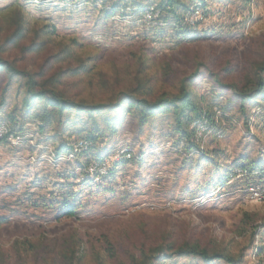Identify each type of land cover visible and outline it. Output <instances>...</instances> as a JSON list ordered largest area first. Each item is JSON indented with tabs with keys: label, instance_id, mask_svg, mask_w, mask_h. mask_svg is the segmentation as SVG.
<instances>
[{
	"label": "rangeland",
	"instance_id": "obj_1",
	"mask_svg": "<svg viewBox=\"0 0 264 264\" xmlns=\"http://www.w3.org/2000/svg\"><path fill=\"white\" fill-rule=\"evenodd\" d=\"M164 1L0 0L43 42L13 50L16 65L52 56L58 90L103 106L26 105L25 79L0 70V264H264V92L237 94L264 63V0H176L178 21ZM183 86L212 118L189 138L171 112L128 111L129 93L153 101ZM98 158L106 169L87 171ZM184 244L234 262L175 254Z\"/></svg>",
	"mask_w": 264,
	"mask_h": 264
},
{
	"label": "trees",
	"instance_id": "obj_2",
	"mask_svg": "<svg viewBox=\"0 0 264 264\" xmlns=\"http://www.w3.org/2000/svg\"><path fill=\"white\" fill-rule=\"evenodd\" d=\"M175 4L176 0H165L164 3H160L159 9L171 12L174 20L178 21L180 16L175 12ZM183 7H185V11L186 6L183 5ZM0 15V70L6 71L10 77L22 76L25 79L24 102L26 105L35 99L43 100L46 107H50L57 114H61L69 109L94 112L99 111L103 107L102 105L87 104L82 100L75 101L58 90L56 86L59 82L60 72L48 76L44 71L43 64L52 56H47L46 61L35 71H31L25 67H18L15 61L16 57L11 58V52L13 50L19 51L21 55L36 53L41 51L43 42L38 40L39 33L37 29H33L32 32L28 30L25 14L19 5L12 4L0 10ZM263 92L264 63L255 69L253 77L246 79L237 94L240 96L241 102H243L245 99L251 98L253 94ZM125 100L128 111L136 112L140 121H144L147 117L155 113L171 112L176 131L186 138L194 135L192 129L190 131L187 129L193 121L205 120L208 124L212 122L210 112L201 110L184 86L177 95L170 97L161 96L150 101L144 97L137 98L129 93L126 95ZM262 100H264V97ZM111 128L114 131V126H111ZM7 132L9 133V130ZM10 132L14 133L13 130H10ZM96 137L97 133L93 131L86 135L84 139L89 142V147ZM96 160L101 161L103 159L98 158ZM237 168H240L242 172L249 173L247 166L240 165ZM252 169L254 167L250 168V170ZM72 213V210L65 212L68 216ZM152 252H154L153 257L157 258L156 255L164 251H162V248L157 247ZM174 253L178 255L198 256L205 261L221 258L227 262H234L231 257L221 252L207 250L197 244L181 245L175 248ZM150 259L147 255H144L140 264H147Z\"/></svg>",
	"mask_w": 264,
	"mask_h": 264
},
{
	"label": "built area",
	"instance_id": "obj_3",
	"mask_svg": "<svg viewBox=\"0 0 264 264\" xmlns=\"http://www.w3.org/2000/svg\"><path fill=\"white\" fill-rule=\"evenodd\" d=\"M200 123L205 124V120L199 121V120H195L192 122L194 127H198V125ZM200 127V125H199ZM14 135V134H12ZM17 137V136H15ZM89 147V142L85 139H80L77 142H75L74 145H72L68 151L66 156L68 157H74L76 156V154L80 151H84L87 150ZM128 157H130V154H127ZM106 169V163L101 160V161H92L90 164H88L87 166V171L89 172H94V173H98L99 171L101 172L102 170ZM257 193H255L259 198L264 199V186L261 187V189H259V191H256Z\"/></svg>",
	"mask_w": 264,
	"mask_h": 264
}]
</instances>
